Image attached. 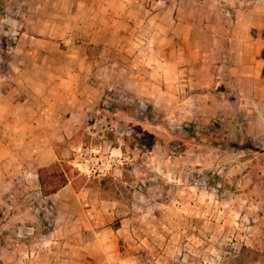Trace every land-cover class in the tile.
<instances>
[{"label":"crops","instance_id":"1","mask_svg":"<svg viewBox=\"0 0 264 264\" xmlns=\"http://www.w3.org/2000/svg\"><path fill=\"white\" fill-rule=\"evenodd\" d=\"M39 7L36 37L12 49L21 59L0 60V264H127L128 215L118 198L102 183L68 177L43 195L38 168L69 162L81 127L111 117L99 107L115 85L150 95L158 111L220 117L264 139V0ZM66 31L81 42L61 44Z\"/></svg>","mask_w":264,"mask_h":264},{"label":"rangeland","instance_id":"2","mask_svg":"<svg viewBox=\"0 0 264 264\" xmlns=\"http://www.w3.org/2000/svg\"><path fill=\"white\" fill-rule=\"evenodd\" d=\"M39 8V0H0V60L21 59L12 49L36 37ZM71 34L61 44L81 42ZM115 87L99 107L111 117L81 127L58 167L76 185L102 183L118 198L128 215L127 264H264V139L220 117L158 111L150 95ZM110 156L115 163L103 164Z\"/></svg>","mask_w":264,"mask_h":264},{"label":"trees","instance_id":"3","mask_svg":"<svg viewBox=\"0 0 264 264\" xmlns=\"http://www.w3.org/2000/svg\"><path fill=\"white\" fill-rule=\"evenodd\" d=\"M53 164L48 167L38 168V179L43 195H49L63 187L68 179L64 169Z\"/></svg>","mask_w":264,"mask_h":264},{"label":"built area","instance_id":"4","mask_svg":"<svg viewBox=\"0 0 264 264\" xmlns=\"http://www.w3.org/2000/svg\"><path fill=\"white\" fill-rule=\"evenodd\" d=\"M254 1H255V0H249V3H252V2H254ZM122 96H123L122 94L119 95V97H122ZM124 99H129V100H131L132 102L135 101V99H134L133 97H128V96H126V95H124ZM107 100H108V99L103 98L102 103H103V104H107ZM137 102L139 103L138 105L141 106L142 101H141L140 99H137ZM102 163H103V164L107 163L108 166H111L112 164L115 163V160H114V158H112L111 156H110V158H109L108 160H106V157H105V158H104V161H103ZM91 169H93L94 172L96 171L93 167H91Z\"/></svg>","mask_w":264,"mask_h":264}]
</instances>
